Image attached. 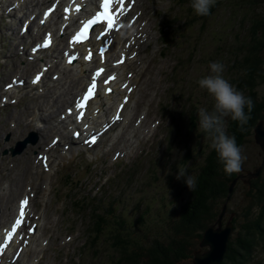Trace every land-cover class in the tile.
<instances>
[{"label":"rangeland","instance_id":"374dc122","mask_svg":"<svg viewBox=\"0 0 264 264\" xmlns=\"http://www.w3.org/2000/svg\"><path fill=\"white\" fill-rule=\"evenodd\" d=\"M11 1L0 0V5L6 10ZM134 1L132 11L138 14V19L137 22L132 19L131 23L134 29L143 28L141 31L146 33L138 41L132 60L131 52L126 59L132 65L126 64V68L134 70L131 77L136 83L131 103L121 120L123 123L102 135L91 147L76 144L70 131L53 127L52 119L49 124L53 114H47L46 102L45 122L36 123L32 110L27 116V110L33 106L42 109L37 104V101L42 103V96H36L38 91L25 86L6 97L11 90L2 85L11 77L29 78L38 62H26L27 57L21 53L27 35H18L20 11L15 17L0 11V219L3 216L9 219L13 211L9 204L15 206L18 197L28 192L31 199L28 224L39 222L36 240L25 258H21L23 264H115L118 255L112 237L115 220H124L130 231L158 233L170 211L175 215L189 195L187 186L182 188L183 181L175 179L178 168L185 167L190 175H195L211 148L210 139L197 131L198 109L211 111L215 101L198 86L197 80L212 74L210 64L219 61L225 65L224 78L234 85L236 75L229 71V61L235 59L231 56L234 48L241 57L248 42L252 14L230 0H216L206 17L195 14L191 0H163L170 5L167 13H161V0ZM28 9L29 6H23L21 11ZM254 12L257 17L264 16V3ZM116 41L110 54L113 58H118L117 52L122 50ZM52 67L51 75L56 69ZM66 73L60 75L66 77ZM56 87L46 88L45 92ZM256 89L258 97L264 99V82ZM66 91L55 96L53 104L60 98L63 100ZM53 94L50 90L42 95L49 100ZM4 98L7 103L2 106ZM11 98L15 99L14 103H9ZM110 110L113 111L106 110V120ZM190 115L194 116L196 127L189 125ZM43 125L52 127L37 128ZM28 135L36 141L28 144L21 154H3ZM52 136H58L59 143L53 151H46L42 146ZM242 148L246 157L242 169H252L263 155L254 142L253 131ZM36 152L47 153V168L35 166ZM242 192L237 184L227 205L229 211L242 205ZM100 216L103 220L95 222ZM139 216H143L144 222L137 221ZM227 217L228 213L223 222ZM43 240L45 244L41 245Z\"/></svg>","mask_w":264,"mask_h":264},{"label":"trees","instance_id":"16d2710c","mask_svg":"<svg viewBox=\"0 0 264 264\" xmlns=\"http://www.w3.org/2000/svg\"><path fill=\"white\" fill-rule=\"evenodd\" d=\"M230 1L252 14L249 18L251 28L248 42L241 57L239 53L236 55L235 48L232 54L230 52L235 59L230 60L228 66L229 71L235 72L236 88L254 102L251 119L246 125L241 127L230 116L225 122L227 134L235 136L237 144L242 147L255 124L264 120V99L258 97L256 89L259 83L264 82V16L257 17L254 12L264 0ZM189 125L191 128L196 127L192 115ZM263 156L264 153L261 160ZM240 173L226 174L218 154L210 148L194 175L198 181L195 192L188 189L189 195L180 203L176 216L170 211L167 220L163 222L164 227L158 233L130 231L124 220H115L116 229L112 234L113 246L118 253L115 255V264H191L192 252L197 248L204 229L216 219L228 194L229 184ZM237 184L243 190V203L227 212L228 216L230 212L234 213L233 230L220 264H264V163L258 177L251 178L247 183L237 179L228 202L232 201ZM185 187L183 182L182 188ZM102 220L100 216L95 222ZM137 221L144 222L143 216H139Z\"/></svg>","mask_w":264,"mask_h":264},{"label":"bare ground","instance_id":"6f19581e","mask_svg":"<svg viewBox=\"0 0 264 264\" xmlns=\"http://www.w3.org/2000/svg\"><path fill=\"white\" fill-rule=\"evenodd\" d=\"M32 1H34V0H32ZM35 1H36L35 4H37L38 0H35ZM22 2H23V0H17V4H16L17 6L15 5L16 6L15 9L18 8L20 5H23ZM134 6H135V2H134L133 5H131L129 3V6H128L127 10H125L122 13H120V15L118 17L117 26L113 27L111 30H109L108 31V33H109L108 35L99 36V42L98 41L97 42H98V44L100 46H103V44L105 42L108 43L107 52L103 55L104 58L103 57L99 58V59H101L99 61V63L105 64L106 57L111 54V49L114 48V40L115 39L117 40L116 42H118L122 46V50L120 51V53H122V55L120 54V56H118L117 60H119L120 57L128 56L130 54V52L132 53L130 55V59H131V57L134 56L133 52L135 50H137L138 41L142 38V35H145V33H146L145 31H141L143 28L141 30L134 29L133 25L129 21V18H130L129 15L132 13L131 11H132ZM0 9H2V7H0ZM31 11H32L31 13H34L33 10H31ZM63 16L64 15L60 14L59 12L54 13V15L50 18L52 24H56L60 20L62 21V19H65V20L69 21L71 19L78 18L79 17V12H76V13H72L71 12V14L69 16H66V17H63ZM28 17H29V15L27 16V18ZM133 19H136V22H137L138 14H136L135 12L133 14ZM51 22H49V23H51ZM30 28H34V22H32L30 24ZM60 28L62 29V33L56 36V41L57 42H56V46L54 48L55 50L58 49V46L60 45V43L62 41L63 42L65 41V38H64L63 35L66 33L67 26H63V24H62V26L57 28L56 31L59 30ZM42 29H46V26H43V27L39 28V30H42ZM36 35H37V33H35V35L33 37H31V38L34 39L36 37ZM133 36H134V38H133ZM131 37H132V39H131ZM87 45H88V41L84 43L85 53L87 54L89 52H93L92 47L89 48V47H87ZM73 47H75L74 44H69L68 45V48H73ZM77 49H80V46H77ZM44 52H47V51H43L42 53H44ZM84 56H85V61L77 60L73 65L71 64V65L67 66L65 63L62 64V62H61V66L59 68L58 64L55 63L56 61L53 62L55 64H52V66H56L55 72H59V74H61V75L65 74L66 71L69 74L73 73V71H76L79 74L78 78L70 79L69 84H68V87H70V88H67V91L64 94V96L65 95L67 96V94L70 93L71 94V97H70L71 100L76 95V93H77L76 90H78V88H80L85 83V81H86V79L88 77L87 67L89 66V59L87 58L88 56H86V55H84ZM131 60H129V62ZM118 64H119V66L116 69L118 74L117 75L114 74V77H113V79L111 81V85H112V88H113L111 93L105 94L104 92H102L101 95H98L97 97H94V100L90 103V105H89V107L87 109L88 116H86L85 119H87L91 123L90 124L91 125L90 128H94L93 126L97 125L96 124L97 121H99V123L105 121V122H108L107 123L108 125H114L115 124V125H118V126L123 123V122L121 123V120L123 119V117H124V115L126 113V110H127L128 106L131 103L130 102V100H131L130 98L132 97V90H133V88H135L136 83L132 82L133 81V79H132L133 77H131V74L133 75L134 70L131 71L132 69L129 68V67L132 66V65H128V61H126V58L124 59V61H119ZM126 64H127V66H129L128 68L130 70H128L126 68ZM49 68H51V66ZM49 68H47V72H48ZM63 70H64V72H63ZM113 70L114 69H110V72H113ZM46 73H45V76H46ZM69 74L66 73L67 76ZM124 74H125V76H124ZM73 80H74L75 85L77 83L79 85L75 86L74 84H71L70 82H72ZM78 80L80 81V83H79ZM41 87L43 88V86H41ZM32 88H34V87H32ZM72 89H73V91H71ZM47 92L49 93L50 90L47 91ZM47 92H44V94L47 95ZM47 102H48V100L46 101V103ZM61 102H62L63 105L68 103V101L65 98H63V100H61ZM119 105H121V107H122V110H121L120 115H119L120 118L116 122L113 120V117L111 119H109V120H106V110H109L110 108H112L113 109V116H114V114L116 112V108ZM60 106L57 107L55 111L60 110ZM93 108H97V110H98L97 114L93 113ZM63 109H64V106H61V110H63ZM57 114L58 113H55V115H57ZM59 114H60V112H59ZM32 115H34L35 118H37L36 121H44L45 122V120L47 118V116H43L40 112H39V114L38 113H36V114L32 113ZM44 127H46L49 130L48 125H45ZM52 130L53 129H51V131ZM72 132H73V129H72ZM44 159H43V161L42 160L41 161L36 160V162L38 164L39 163L44 164L45 163ZM37 163L35 165L36 167H38ZM3 217H4L3 220L0 219V231L4 230V228L8 225V223H9V221L11 219V217H9V219H6L5 216H3ZM36 223H37V225L39 224L38 221ZM34 237H35V233L28 234L26 236L25 241L24 242L22 241V243H21L22 244L21 251H19L18 256H16V260H14L13 263L23 264L21 262V258H22V256H23V258H25V256L28 254V253L26 254V251H28L29 247L33 244V242H35L36 238H34ZM15 245H16V242L14 240V241L9 243L7 248L11 247L13 249ZM1 260H2L3 264H7V263H9L10 258H8L5 255H0V262H1Z\"/></svg>","mask_w":264,"mask_h":264},{"label":"clouds","instance_id":"9594fccd","mask_svg":"<svg viewBox=\"0 0 264 264\" xmlns=\"http://www.w3.org/2000/svg\"><path fill=\"white\" fill-rule=\"evenodd\" d=\"M215 3L216 0H191V8L197 16L206 17L211 14V8ZM169 6L161 0L159 4L161 13H167ZM210 69L212 74L199 78L197 84L213 97L215 103L211 111L206 108L198 109L197 131L210 139V147L218 154L226 174L240 173L246 157L243 155V148L237 144L235 136L227 134L225 118L230 116L243 127L251 119L254 102L251 97L246 96L224 78L223 63L213 62L210 64ZM175 179L182 180L189 191L195 192L197 177L190 175L187 168L179 167Z\"/></svg>","mask_w":264,"mask_h":264},{"label":"water","instance_id":"95a60500","mask_svg":"<svg viewBox=\"0 0 264 264\" xmlns=\"http://www.w3.org/2000/svg\"><path fill=\"white\" fill-rule=\"evenodd\" d=\"M254 142L259 146L260 151L264 153V122L259 120L253 127ZM26 144V140L21 142L16 149H10L11 154L20 153ZM5 153L7 151H4ZM264 163V156L261 163L252 169H244L242 173L238 174L229 184L228 194L221 206L214 222L208 225L203 233L202 238L198 243V247L192 252L191 264H220L226 251V245L233 230L232 218L233 212L229 213L227 219L223 222V217L228 212L227 202L229 195L237 179H241L247 183L251 178L259 176L262 165Z\"/></svg>","mask_w":264,"mask_h":264},{"label":"snow or ice","instance_id":"6c2138e0","mask_svg":"<svg viewBox=\"0 0 264 264\" xmlns=\"http://www.w3.org/2000/svg\"><path fill=\"white\" fill-rule=\"evenodd\" d=\"M37 79H39V78H37ZM91 91H92V89L90 88L89 89V93H91ZM89 99V96L88 95H86L85 97H84V100L85 101H87ZM26 203V201H24V202H22V211H21V216H23V204H25Z\"/></svg>","mask_w":264,"mask_h":264},{"label":"flooded vegetation","instance_id":"af4514ba","mask_svg":"<svg viewBox=\"0 0 264 264\" xmlns=\"http://www.w3.org/2000/svg\"><path fill=\"white\" fill-rule=\"evenodd\" d=\"M263 122H264V120H263ZM263 154V153H262Z\"/></svg>","mask_w":264,"mask_h":264}]
</instances>
